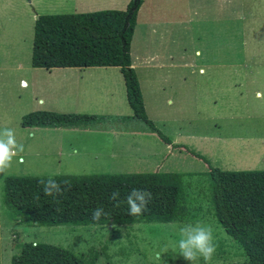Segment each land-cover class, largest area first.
<instances>
[{"label":"rangeland","instance_id":"rangeland-1","mask_svg":"<svg viewBox=\"0 0 264 264\" xmlns=\"http://www.w3.org/2000/svg\"><path fill=\"white\" fill-rule=\"evenodd\" d=\"M28 1L0 0V32L6 35L5 44H10L12 54L8 61L0 62V130L14 129L17 142L24 145L6 173H0L1 264H11L20 245L28 241L59 245L94 264H188L176 258V242L180 229L197 221L214 229L217 247L208 264L246 263L242 248L212 215L204 173L210 167L264 170V0L169 3L166 21L177 41L176 53L186 55L192 63L187 105L178 90L170 96L169 106L176 110L169 114L186 116L190 121L152 122L176 143L170 156L162 147L163 140L155 133H146L142 121L106 122L103 127L86 130L21 126L24 114L43 110L37 100L46 97L39 87L46 71L30 65L34 20L44 14L32 9L36 0H32L33 7ZM12 7L21 16L9 14ZM107 70L118 74L116 68ZM22 79L25 82L19 83ZM117 98L126 105L124 89ZM164 105L168 107L166 102ZM117 130L144 133L116 135L113 131ZM152 151L160 155L149 156ZM163 154L167 158L159 167ZM156 171L185 174L183 204L187 214L180 221L27 225L2 201L6 176ZM196 264L205 261L201 257Z\"/></svg>","mask_w":264,"mask_h":264},{"label":"trees","instance_id":"trees-1","mask_svg":"<svg viewBox=\"0 0 264 264\" xmlns=\"http://www.w3.org/2000/svg\"><path fill=\"white\" fill-rule=\"evenodd\" d=\"M142 1L130 0L123 10L37 16L31 66L118 67L133 111L128 118L144 122L149 132L170 143L147 117L137 75L131 66L130 44ZM104 119L91 114L35 110L24 114L20 123L22 127L91 128L103 127ZM184 176L162 171L6 176L2 201L27 225L169 223L180 221L187 214L183 204ZM204 176L212 215L242 248L246 256L244 264H264V170L228 171L210 167ZM49 178L68 182L61 184L62 195L44 194L40 182ZM133 188L152 193L153 199L142 215L128 214L126 195ZM113 191L120 193L117 200L110 199ZM97 207H103L107 213L98 221L92 219ZM11 264L94 263L59 245L28 241L20 245Z\"/></svg>","mask_w":264,"mask_h":264},{"label":"crops","instance_id":"crops-1","mask_svg":"<svg viewBox=\"0 0 264 264\" xmlns=\"http://www.w3.org/2000/svg\"><path fill=\"white\" fill-rule=\"evenodd\" d=\"M130 0H29L27 5L37 9L36 14H67V13H90L105 9L123 10ZM171 0H143L136 17V25L130 44L131 66L136 72L139 82L144 108L151 122H187L188 117H177L169 114L176 111L170 108L172 99L170 96L178 90L182 92V102L187 105L189 91L192 90L191 78L192 63L185 55H177V41L172 38V28L166 21L170 13L169 3ZM29 6V7H30ZM30 9V8H29ZM26 11V10H25ZM18 9L12 7L9 14L20 15ZM33 13V12H32ZM21 16V15H20ZM33 16V15H32ZM37 18V17H36ZM33 20V17H32ZM35 22V20H34ZM34 28V27H33ZM6 35L0 32V62L9 60L12 54L8 49L10 44H5ZM33 40V39H32ZM32 49V47H31ZM14 56V55H13ZM31 65V60H30ZM22 67V66H19ZM46 71V79L39 86L46 93L45 99L39 98L38 105H43V110L60 113H81L105 117L102 122H130L138 121L129 119L133 111L127 99L126 105L117 98L125 84L123 76L116 66H90V67H42ZM116 68L118 74H112L107 69ZM179 69V71H178ZM189 69V71H188ZM0 70H2L0 68ZM117 73V72H116ZM221 73H219V78ZM23 79L19 81V83ZM259 92H256L258 95ZM165 102L168 107H165ZM187 106H185L186 110ZM38 128V127H28ZM92 128V127H91ZM91 128H60V129H91ZM59 129V128H58ZM148 131V130H147ZM116 135L122 133H138L135 131H113ZM113 133V134H114ZM154 134L151 132H146ZM161 139V138H160ZM162 141V147L170 156L173 154L172 144ZM161 141V140H160ZM75 151V150H74ZM149 156L156 158L160 153L152 151ZM165 154L158 159V166L165 161Z\"/></svg>","mask_w":264,"mask_h":264},{"label":"clouds","instance_id":"clouds-1","mask_svg":"<svg viewBox=\"0 0 264 264\" xmlns=\"http://www.w3.org/2000/svg\"><path fill=\"white\" fill-rule=\"evenodd\" d=\"M24 151V145L18 143L15 130L4 128L0 130V173H6L11 167L14 157ZM45 195L56 197L63 194L61 184L67 181H57L49 178L41 181ZM118 191L111 193L110 199L117 200ZM135 197V198H134ZM153 199L152 193L140 188H133L126 195L128 214L131 216L142 215L148 210V205ZM103 207H97L92 212V219L98 221L102 215H106ZM179 249L177 259H183L188 264H196L199 258H203L205 264L211 261L216 252L214 229L211 225L197 221L186 224L180 229V239L176 242ZM33 246H36L35 244Z\"/></svg>","mask_w":264,"mask_h":264}]
</instances>
